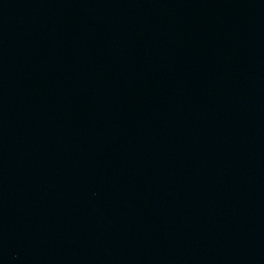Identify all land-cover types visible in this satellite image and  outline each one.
Instances as JSON below:
<instances>
[{
  "label": "water",
  "instance_id": "water-1",
  "mask_svg": "<svg viewBox=\"0 0 264 264\" xmlns=\"http://www.w3.org/2000/svg\"><path fill=\"white\" fill-rule=\"evenodd\" d=\"M0 264H264V0H0Z\"/></svg>",
  "mask_w": 264,
  "mask_h": 264
}]
</instances>
